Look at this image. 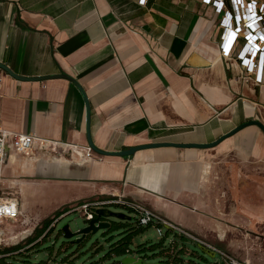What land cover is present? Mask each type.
<instances>
[{"label":"crops","instance_id":"1","mask_svg":"<svg viewBox=\"0 0 264 264\" xmlns=\"http://www.w3.org/2000/svg\"><path fill=\"white\" fill-rule=\"evenodd\" d=\"M139 1L0 0V63L22 77L74 78L90 104L92 140L104 151L211 143L255 117L264 86H255L235 57L222 55L215 7ZM2 73L5 130L88 146L85 100L71 81ZM6 173L20 179L24 195L51 192L57 212L89 200L137 201L214 246L237 247L241 258L264 264V134L257 127L211 149L94 153L86 162L68 152H9L4 181Z\"/></svg>","mask_w":264,"mask_h":264},{"label":"rangeland","instance_id":"2","mask_svg":"<svg viewBox=\"0 0 264 264\" xmlns=\"http://www.w3.org/2000/svg\"><path fill=\"white\" fill-rule=\"evenodd\" d=\"M258 104L260 106L257 107L255 117L247 120L257 119L264 123V99ZM16 180L20 179L14 174L6 173L2 187L5 198H14L20 201L21 204L19 217L14 222L4 225L6 239L18 237L15 241L9 239L11 248H3L1 251L2 254L11 255L6 259L8 262L14 264H113L122 261L127 256H131L137 259L142 258L146 263L154 264L169 261L170 257L165 256L164 252L170 247V242L177 241L179 243L178 250L183 249L184 252L178 254L179 261H174V264L221 263L219 256L213 258L205 254L198 244L190 240L181 239L172 233L169 234L167 239L161 238L154 226L134 234L132 237L133 242L129 245L131 252L124 256H117L113 250L122 239L134 232L137 216L129 209L116 205L107 206L106 208L114 213L131 217V220L122 221L111 218L109 222H111V227L114 226L115 228L102 229L95 235L90 234L80 243H76L80 236L66 239L62 232L64 226L68 225L71 232L74 233L85 228L88 221L85 218L84 211L81 210V206L95 203L97 200H89L75 206L72 204V207H68L69 212L53 222L50 227L52 231L47 234L42 230L43 224L55 218L57 208L54 207L58 202L54 199L52 193L46 190L43 192L30 190L24 195L20 185L15 183ZM117 225L120 227L116 229ZM37 238L39 240L36 243L27 246ZM217 247L228 250L237 258H241L238 255L237 247L233 249L220 245ZM244 259L250 260L251 258Z\"/></svg>","mask_w":264,"mask_h":264},{"label":"built area","instance_id":"3","mask_svg":"<svg viewBox=\"0 0 264 264\" xmlns=\"http://www.w3.org/2000/svg\"><path fill=\"white\" fill-rule=\"evenodd\" d=\"M149 0H140L141 5H146ZM204 3L215 7L216 12L222 16L221 26L224 28L222 35L221 53L224 57H235L244 67L250 81L255 86H264V0H203ZM3 88V73L0 69V93ZM0 111V264H14L6 259L10 254H2L3 248H11L10 241L17 240V236L6 239L4 225L14 222L21 214L20 203L14 198H5L2 193L4 181L5 160L9 152L16 155L31 157L36 153H50L63 155L66 152L76 154L84 162L92 160L94 152L88 146L79 148L70 147L61 142H52L32 134L14 133L5 130L2 125ZM111 205L129 209L137 216L138 225L141 227L156 228L161 238H168L169 234H176L198 245H203L214 251L221 262L225 264H257L251 260L240 259L225 249L218 248L208 241L196 236L182 226L174 224L158 212L137 201L123 198L97 201L81 206L87 221L94 218L92 209ZM166 231V232H164ZM173 242V241H172ZM14 243V242H13ZM14 245V244H13ZM174 252L170 260L163 264H174ZM113 264H122L121 261Z\"/></svg>","mask_w":264,"mask_h":264},{"label":"water","instance_id":"4","mask_svg":"<svg viewBox=\"0 0 264 264\" xmlns=\"http://www.w3.org/2000/svg\"><path fill=\"white\" fill-rule=\"evenodd\" d=\"M0 69L3 70L5 73L10 75L16 80L20 81H46L50 79H66L71 81L81 92L85 104H86V136H87V141L89 147L93 150L94 153L102 155V156H110V157H131L134 156L137 152L143 151V150H149V149H158V148H178V149H211L219 144H221L223 141L226 139L236 135L240 131L249 128V127H257L259 128L263 134H264V123L261 122L260 120L257 119H252V120H247L243 122L242 124L238 125L235 127L233 130L230 132L224 134L221 136L219 139H217L214 142L211 143H206V144H197V143H173V142H159V143H149V144H143V145H138L134 147H130L129 149L126 150H121V151H104L100 150L97 148L92 140V135H91V109H90V104L88 101V98L86 96V93L82 86L71 76L68 74H57V75H50V76H43V77H22L16 75L12 70H10L6 65L0 63ZM94 218L91 221H88V225L83 228L82 230L78 232H71L69 229V226L66 225L62 229L63 235L66 239H71L76 236H80V238L76 241V243H80L83 241L87 235H95L97 232H99L102 229H109L111 228V222H109V219L111 218H116L119 220H131V217H127L121 213H114L107 209L106 207H100L94 209ZM201 250L205 253L208 254L211 257H215L216 253L207 247L203 245H199ZM122 264H150L146 263L144 259L142 258H135L131 256L125 257L122 261ZM154 264H163L161 262L154 263ZM218 264H225L224 262L218 263Z\"/></svg>","mask_w":264,"mask_h":264},{"label":"trees","instance_id":"5","mask_svg":"<svg viewBox=\"0 0 264 264\" xmlns=\"http://www.w3.org/2000/svg\"><path fill=\"white\" fill-rule=\"evenodd\" d=\"M94 211V209H92V212ZM67 212H69V209L68 208H65L63 211L61 212H57L56 216L54 219H52L51 221L48 220L46 221L44 224H43V227H42V230H44L45 233H50L52 231V228L51 225L53 224V222L60 218L62 215L66 214ZM120 227V226H116V229ZM111 228H115L114 226H112ZM150 227H141L138 225V222H136V227L134 228V232L131 233L130 235H128L126 238L122 239L114 248L113 252L117 255V256H124L126 254H128L130 251L129 249V245L133 242V235L134 234H138L140 232H143L144 230L146 229H149ZM46 234V236H47ZM176 235V234H175ZM45 236V237H46ZM177 237L181 238V239H185L181 236H178L176 235ZM163 239H166V238H163ZM39 240V238H37L35 241L33 242H30L27 246H30L34 243H36L37 241ZM187 240V239H185ZM38 244V243H37ZM35 244V245H37ZM178 242L177 241H173V242H170V247L164 252V255L165 256H168L170 257L172 252H174V256L173 258L175 259L174 261L177 262L179 261V257H178V254L181 253V252H184V250H178ZM154 247H157V246H154Z\"/></svg>","mask_w":264,"mask_h":264},{"label":"bare ground","instance_id":"6","mask_svg":"<svg viewBox=\"0 0 264 264\" xmlns=\"http://www.w3.org/2000/svg\"><path fill=\"white\" fill-rule=\"evenodd\" d=\"M34 159V158H33ZM57 161H58V159H57Z\"/></svg>","mask_w":264,"mask_h":264},{"label":"flooded vegetation","instance_id":"7","mask_svg":"<svg viewBox=\"0 0 264 264\" xmlns=\"http://www.w3.org/2000/svg\"><path fill=\"white\" fill-rule=\"evenodd\" d=\"M88 236V235H87Z\"/></svg>","mask_w":264,"mask_h":264}]
</instances>
